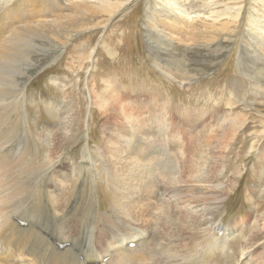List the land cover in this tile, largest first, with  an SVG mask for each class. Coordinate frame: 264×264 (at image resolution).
<instances>
[{"label":"rangeland","instance_id":"1","mask_svg":"<svg viewBox=\"0 0 264 264\" xmlns=\"http://www.w3.org/2000/svg\"><path fill=\"white\" fill-rule=\"evenodd\" d=\"M68 1H41L47 6L42 11L43 16L51 20L55 6L69 13L72 0L69 4ZM98 1L101 0H91L90 3ZM110 1L117 5V0ZM157 1L129 0L111 15L102 10L99 14L90 12L88 16L80 13L63 27L57 25L58 31L56 28L53 30L55 26L46 28L44 38L31 36V43L36 40L37 44L36 48L29 46L33 64L28 76L21 77L26 84L22 99L30 146L26 147L24 141L15 142L21 147L18 146L14 152L19 153L22 148L23 152L32 150L31 153L37 157L33 169L45 167L42 165L45 161L50 162L47 166L48 194L59 207L60 214L71 209L78 200L80 174L83 173L82 169L76 167L74 171V168L77 164H86L91 170L89 185L93 192L94 210L104 216L116 210L122 202H128L129 199L125 201V187L121 181L122 176L134 172L126 169L121 174L125 163L117 162L122 157L112 150L111 145H119L122 130L130 125L136 136L142 135L143 130L154 129L155 122H148L154 111L166 104L162 111L167 117L166 125L170 124L171 118V127H174L168 131L170 127L166 126L167 132H173L172 137L177 139V144L182 141V146L173 145L174 150L161 149V153L168 155L174 151L173 160L184 166L183 175L176 176L181 179L177 191L174 185L162 184L169 188L168 195L179 199L172 205L174 209L176 205L180 207L178 211L175 209L177 215L176 212L174 215L187 213L202 220L196 230L191 229L188 222L183 228L186 235L198 231L193 241L198 244V249L203 248L208 235L222 240L221 233H224L229 238L225 240L228 241L225 250L205 254L204 259L197 263L198 256H193L192 251L186 249L189 245L184 249L176 245L184 255H180L181 260L171 259V264H258L260 260L264 264V49L256 44L258 31L248 25L251 17H257L259 22L255 19L254 26H260L259 30L264 27V0H179L176 7H183V17L192 23L191 34L182 41L169 40L156 29L149 11L154 9ZM7 3L0 0V7ZM90 5L96 7L92 3ZM228 5L234 7V14L236 9L242 7L244 10L235 24L232 18L227 22L229 15L218 17V12L226 11ZM109 79L119 83L121 92L116 91L120 96L115 93L116 97L106 102L105 95L111 86ZM148 98L151 101L147 102ZM122 106L124 113L121 112ZM119 151L123 157L133 156L139 160L136 153L130 155L125 146H121ZM199 152L202 159L197 156L194 163L197 159L205 160L207 172L204 182H199L195 174L192 177L193 173L188 170V159ZM84 154H88L89 160H83ZM182 154L190 156L183 160L181 156L175 157ZM34 155H29L28 159H33ZM112 163H115V168ZM146 165L148 162L144 161ZM40 172L36 176L14 172V177L11 176L12 171L10 175L8 171L3 174V179L34 178V184ZM139 179L138 176L134 181ZM163 180L162 177L157 179L159 183ZM140 186L136 182L133 187V194L137 188L135 197L147 193ZM153 193L158 194L159 191ZM158 195L161 199V193ZM144 203L138 206L133 203L136 209L131 211L135 220L125 214L120 216L124 220L128 218L137 231H151L143 242L140 240L141 247L133 243L126 245V248L136 247L134 254L137 256L155 248V237L171 230L170 226L162 223L158 225L160 230L154 228L157 219L153 214L161 207V202L153 204L150 201V204L142 206ZM185 207L190 210L186 211ZM147 210L151 211L150 216ZM67 221L71 228L75 222L73 217H68ZM106 221L108 223L104 226L99 220V228L110 229L111 221ZM29 222L30 226L35 225L34 222L39 226L32 219ZM212 224L216 226L215 230H211ZM82 226L81 222L73 232L68 227V231L62 230V233L76 238L82 235ZM233 226L234 230L223 232L226 227ZM220 227L224 229L219 230ZM250 228L260 230L257 233L263 237L252 239ZM56 231V236H59L60 229ZM108 238L104 236L103 239ZM163 245H166L164 238L160 247ZM241 246L250 253L242 255L239 251ZM113 250L116 253L124 251L112 245L107 253H113ZM101 260L100 264H103L111 259L104 257ZM158 260L165 263L169 259L158 254Z\"/></svg>","mask_w":264,"mask_h":264},{"label":"bare ground","instance_id":"2","mask_svg":"<svg viewBox=\"0 0 264 264\" xmlns=\"http://www.w3.org/2000/svg\"><path fill=\"white\" fill-rule=\"evenodd\" d=\"M5 1L8 2L7 5L5 7H0V264H100V261H103L101 259L104 257H110L111 260L103 264H136L137 262H150L151 264H157L159 262L160 264H171V259L173 261L177 259L181 260L182 257L180 255H184L183 252L176 249V245L182 249L189 245V248L186 249H190L193 256H198V260H194L197 263L198 261H202L204 259L203 256H205V254L210 255L217 253L219 250H225L228 247V241L225 240L229 238L226 237L224 233H221L222 237H224L222 240L219 239L220 237L212 238V236L208 235L203 248H197L198 244H194L193 241L196 239L198 231L188 232L189 235H186L184 234L186 232H183V228L185 227V223L188 222L191 229H195L198 225H200L198 224L199 221L202 220L197 217L188 216L186 215L187 213H180L175 217L174 213L178 211L180 207L174 204L176 205L175 211L172 205L173 202H178L179 199L168 195L166 192L170 191L169 188L162 186V184L165 186L174 185V189L177 191L181 179H177L176 176L179 174L182 176V172L184 170L183 165L180 166L179 163L177 164V162L173 160L174 155L172 153L174 151L168 155L161 153V149L172 150L174 148L173 145L182 146V141L177 144V139L172 137L173 132H167L166 126L170 127L168 128V131L170 129L172 131L174 127H171V118L169 119L170 124L166 125L167 117L162 113V111L166 108V104L161 105L160 108L154 111L155 114L153 118L151 117L152 119H148L149 124L155 122V127H153L154 129L143 130L142 135L136 136V134L132 132L130 125L128 128L122 130L119 145H111L113 147L112 150L122 157L118 159L117 162L125 163L123 167L124 170L121 174H123L126 169L129 171L130 169L134 170L131 175L128 173L125 176L116 174L117 176H122L123 180L121 181V184L125 187L123 188V191H125V201L129 199L128 202H126V204L122 202V204L110 214L107 213L104 216L98 215L94 210V203L91 201L93 199V192L90 188L91 186L89 185L90 177H92L91 170L86 164H77L74 171L76 167H78L77 169H82L81 171L83 173V175L80 174L82 177L79 183V192L77 194L78 200L71 209L65 213L63 212V214L59 213V207L53 203L48 194L47 181L49 178L47 174L49 170L47 166H49L50 162L45 161L42 164L45 165V167L39 168V166H37L33 169L37 157L31 153L32 150L26 149L25 152H23V148H19L22 150L21 152H14L16 151L15 149H18V146L21 147V145H15V142L24 141L26 147H28V144L30 146L29 136L27 135V118L24 117V101L22 99L26 84L25 81L22 82L21 79L22 76H28V70L33 64L31 56L32 51H30L29 46L36 48L37 44L36 40L31 43L30 39L33 35L36 38L40 36L42 38L46 28H52L55 26L53 28L54 30L57 25L63 27L65 23H68L73 19L74 15H78L80 13L83 16H88V13L90 12L99 14L102 10L111 15L112 13H116L117 8L120 10V7L129 0H117L116 4L119 5L118 2H120V6L115 5L114 2H111L110 0H101L98 1V3L91 2L96 7H92L90 5L91 0H72L70 4L71 9H68L70 11L69 13H64L63 8H60V6L56 8L55 6L52 11L54 15L51 16V20H49L48 17H44L42 14V11L47 9V6L41 2L43 0ZM178 4L179 0H158L154 9L149 11V15L154 20L156 29H159V33L162 34L163 37H168L169 40L171 38V40L174 41H182V39L185 37L187 38L192 31V23L189 22L190 19H185L183 17V13L181 11L183 7H176ZM97 6H99V8H97ZM232 8L234 7L228 5V9H226V11L218 12V17L229 15L227 22H229L230 18H232L233 24H235L244 10L241 7L236 9V13L234 14L232 13ZM75 18L77 19V17ZM255 19L257 20L258 18L251 17L248 25L251 29H256L258 31L256 35L259 38L257 39L256 44L263 46L264 49V27L259 30L260 26H254ZM257 21L259 22V20ZM102 23L100 22L101 25ZM82 29L85 30L86 28ZM189 38L190 37H188V39ZM108 82L111 86H108L110 89H108L107 94L105 95V99H107L106 102H109L111 100L110 98L116 97L115 93L121 92L120 85L115 79ZM127 92H129V90ZM118 93L117 95H119ZM149 101H151V98H148L147 102ZM121 112L124 113L123 106L121 107ZM121 146H125L130 155L132 152L136 153L139 160L137 161L133 156L123 157V154L119 151ZM199 153L192 156L188 154L190 156V159H188L190 163L188 165V170H190V173H193L192 177L195 174L199 182H204L206 181L204 174L207 172L205 171V160L202 162L199 160V162L197 159V162L194 163L195 157L198 156V158L202 159L201 153ZM29 155H34L32 157L33 159H28ZM188 155L182 154L175 157L178 159L181 156L183 160L184 158L187 159ZM8 156L9 161L6 163V158ZM88 157V154H84L83 160H89ZM144 161L148 162V165L144 166ZM112 167L115 168V163H112ZM8 171L9 175L12 171L11 176L15 175L14 172L27 173L30 176L32 174L38 175L39 172H41L40 176L36 177L35 183L32 184V180H34V178H26L25 180L19 178L17 180H8L7 178L3 179L5 177L3 174ZM141 173H145V175L143 176ZM190 173H188L189 176ZM138 176L140 179L134 181V179ZM161 177L164 178L163 183H159V181H157V179ZM136 182L141 185L140 188L142 190H147L145 195L141 197L134 196L137 188L134 189V194L132 193V190ZM155 191H159L158 194L161 193V199L158 194L153 193ZM150 197L153 199L151 200ZM142 199L144 200L139 202ZM164 200L169 201L167 205H164L166 202ZM150 201L153 204L161 202V207L153 214V218L156 217L157 219L154 228H158V230H160L161 227L159 228L158 225L160 224L161 226L164 224L170 226L171 230L168 232L166 231V233L163 234L161 232V234L157 235L158 237H155L157 240L155 242V248H150L148 250L149 252L147 251L146 253H142L141 255L138 254L139 256H137L134 254L136 253V247L138 245L139 247L142 246L141 243L143 242V239L146 234H151V231H137L132 226L133 223L129 222L128 218L134 219L132 213L134 212L135 205L138 206L139 204L141 205V203L145 202L142 205L145 206V204H150ZM185 209L186 211L190 210L187 207H185ZM147 211L148 214L149 212L151 213L150 210ZM124 214L128 217V220H124L125 218H122V215ZM68 217H73V220L75 221L71 228L68 225ZM105 217H107V219L111 221L110 224H112L110 229L107 227L109 230H107V228L105 230L104 228V226L108 223ZM28 219L36 221L39 223V226L35 222V225L30 226L31 221L29 222ZM98 219L104 225L101 228L98 226L100 223ZM112 220L114 222H112ZM81 222L83 224L82 235L80 234L76 236V238L74 236L72 239L62 233V230L65 231L68 227L70 231L73 232L74 228H76V226ZM40 223L44 227L41 226ZM48 225L51 227L48 228ZM98 228L100 229L99 231H97ZM151 228L153 229V226H151ZM59 229V236H56V230ZM212 229H216L214 224L211 225V230ZM222 229L224 228H219V230ZM232 229L234 230V226L232 228L226 227L223 232ZM257 231L260 230H253L251 228L249 230L250 235L252 236L250 237L254 240H259L263 237L261 234L257 233ZM104 236L109 238L104 240ZM163 238L166 245L160 247ZM140 240H142V242ZM132 243L136 245L135 248H126V245H133ZM112 245H116L118 248L124 249V251L116 253V251L113 250V253H107L109 249H111ZM159 250L160 252H158ZM239 251L242 255L250 253L244 246H241ZM158 254L160 257L166 256L169 260L162 263L163 260H158ZM261 262L262 260H260L258 264H261Z\"/></svg>","mask_w":264,"mask_h":264}]
</instances>
